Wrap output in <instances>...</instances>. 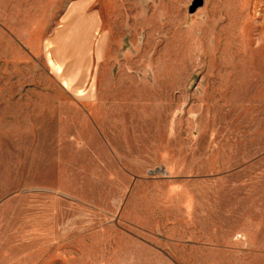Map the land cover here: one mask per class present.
Returning <instances> with one entry per match:
<instances>
[{
  "label": "rangeland",
  "instance_id": "1",
  "mask_svg": "<svg viewBox=\"0 0 264 264\" xmlns=\"http://www.w3.org/2000/svg\"><path fill=\"white\" fill-rule=\"evenodd\" d=\"M194 4L0 0V264H264V0Z\"/></svg>",
  "mask_w": 264,
  "mask_h": 264
},
{
  "label": "water",
  "instance_id": "2",
  "mask_svg": "<svg viewBox=\"0 0 264 264\" xmlns=\"http://www.w3.org/2000/svg\"><path fill=\"white\" fill-rule=\"evenodd\" d=\"M201 1H202V0H195V4H194V7H195V8H194V7H193V8L196 9V8L201 4ZM193 8H192V9H193Z\"/></svg>",
  "mask_w": 264,
  "mask_h": 264
}]
</instances>
